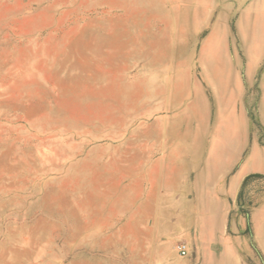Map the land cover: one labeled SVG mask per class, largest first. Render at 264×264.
I'll return each mask as SVG.
<instances>
[{"label":"rangeland","instance_id":"rangeland-1","mask_svg":"<svg viewBox=\"0 0 264 264\" xmlns=\"http://www.w3.org/2000/svg\"><path fill=\"white\" fill-rule=\"evenodd\" d=\"M0 264H264V0H0Z\"/></svg>","mask_w":264,"mask_h":264},{"label":"crops","instance_id":"crops-1","mask_svg":"<svg viewBox=\"0 0 264 264\" xmlns=\"http://www.w3.org/2000/svg\"><path fill=\"white\" fill-rule=\"evenodd\" d=\"M244 177V174L239 172L236 175H234L233 177H231V179L229 180L228 183V190L227 193L229 195V198L234 201L238 191H239V184L241 183L242 179ZM209 231H210V227L208 228L207 226H205V224H197L196 226V232L198 235V239L202 240V242H205L206 240L209 241L210 237H209ZM205 246V243H204ZM203 255L207 256L209 255V252L207 253V250H203Z\"/></svg>","mask_w":264,"mask_h":264},{"label":"built area","instance_id":"built-area-1","mask_svg":"<svg viewBox=\"0 0 264 264\" xmlns=\"http://www.w3.org/2000/svg\"><path fill=\"white\" fill-rule=\"evenodd\" d=\"M176 250L180 256H186L188 253V247L187 244L184 242H178L176 244Z\"/></svg>","mask_w":264,"mask_h":264}]
</instances>
